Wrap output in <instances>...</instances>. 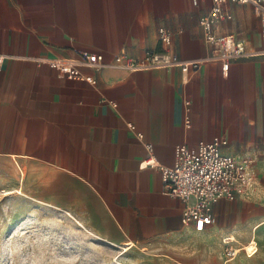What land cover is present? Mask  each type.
Wrapping results in <instances>:
<instances>
[{
    "label": "crops",
    "instance_id": "crops-1",
    "mask_svg": "<svg viewBox=\"0 0 264 264\" xmlns=\"http://www.w3.org/2000/svg\"><path fill=\"white\" fill-rule=\"evenodd\" d=\"M210 7V0H0V204L15 222L58 214L155 264H225L224 239L237 243L264 225L261 23L249 4L224 5L232 18L219 32L243 38L253 54L223 71L206 60L199 20ZM160 28L171 32L173 53L196 67L82 69L91 85L46 63L81 51L107 63L117 54L141 58L160 49ZM217 140L227 142L223 154L254 160L257 182L246 197L215 203L214 223L199 230L182 223L184 203L166 192L159 170L140 165L151 153L171 168L177 146L193 151Z\"/></svg>",
    "mask_w": 264,
    "mask_h": 264
},
{
    "label": "built area",
    "instance_id": "built-area-1",
    "mask_svg": "<svg viewBox=\"0 0 264 264\" xmlns=\"http://www.w3.org/2000/svg\"><path fill=\"white\" fill-rule=\"evenodd\" d=\"M197 6L205 0H192ZM249 4L254 8L260 19L264 54V0H210L211 7L199 20L204 43L210 47L207 61L218 62L221 69L227 71L233 60L249 57L253 53L247 51L243 38L232 34H221L218 25L223 20L232 17L224 11L226 3ZM160 49L146 51L141 58H133L126 54H117L112 61H104L102 54L81 51L77 59H52L46 63L58 72L59 77L69 80L86 81L96 84L92 77H85L82 69L98 72L104 68L113 67L127 71H148L154 69H168L180 67L187 71L189 67H196L198 62L181 61L172 51V34L160 28L158 31ZM186 105L188 102L185 103ZM185 125H190L188 117ZM128 128L135 130L132 125ZM139 140L143 139L136 133ZM227 145L226 140L212 143L199 142L196 149L191 151L181 145L175 148L174 165L166 168L158 165L151 156V146L146 145L149 157L140 165L141 169L157 168L161 174L163 188L173 198L184 203L181 221L184 225H195L203 229L214 223L213 206L219 200L234 202L246 197L253 191L257 182L254 170V160L250 157H235L222 153ZM231 239L226 238L224 263L227 264L235 257Z\"/></svg>",
    "mask_w": 264,
    "mask_h": 264
},
{
    "label": "rangeland",
    "instance_id": "rangeland-1",
    "mask_svg": "<svg viewBox=\"0 0 264 264\" xmlns=\"http://www.w3.org/2000/svg\"><path fill=\"white\" fill-rule=\"evenodd\" d=\"M246 200L255 201V193ZM13 214L8 205L0 204V264H155L139 252L123 253L61 215H36L18 224ZM259 227L250 229L244 240L236 237L232 246L239 255L228 264H264V225Z\"/></svg>",
    "mask_w": 264,
    "mask_h": 264
},
{
    "label": "bare ground",
    "instance_id": "bare-ground-1",
    "mask_svg": "<svg viewBox=\"0 0 264 264\" xmlns=\"http://www.w3.org/2000/svg\"><path fill=\"white\" fill-rule=\"evenodd\" d=\"M96 238H97V237H96ZM98 239H99V238H98ZM234 239H235V238H234ZM104 242L107 243V244H109L110 246H113V247L116 246V245H114V244H112V243H109V242H107V241H104ZM252 244H254V246H255V243H254V242H252ZM252 244H251V245H252ZM129 247H130V246H128V245H127V247H123V249H124V250H123V253L127 252V251L129 250ZM117 248H118V247H117ZM130 250H131V249H130ZM235 250H236V252H235V256H236V255L239 253V250H237V249H235ZM244 250H245V253H246V249H244ZM128 252H129V251H128ZM255 252H256V249H254L252 255L255 254ZM246 255L249 256L247 253H246Z\"/></svg>",
    "mask_w": 264,
    "mask_h": 264
}]
</instances>
